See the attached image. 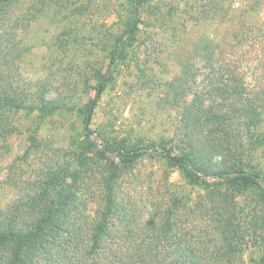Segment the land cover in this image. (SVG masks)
Masks as SVG:
<instances>
[{"label": "trees", "instance_id": "1", "mask_svg": "<svg viewBox=\"0 0 264 264\" xmlns=\"http://www.w3.org/2000/svg\"><path fill=\"white\" fill-rule=\"evenodd\" d=\"M37 1L38 7L31 0H0V143L6 153L21 118L29 117L38 131L49 118L73 108L71 91L51 97L42 80L22 78L20 65L33 48L32 28L49 5ZM145 2L128 0L130 13L137 15V4ZM53 4V15L66 6L61 0ZM127 27L126 33L137 30L133 22ZM123 37L105 39L101 51L111 57L108 69L129 55ZM56 45L67 56L74 44ZM108 69L92 66L94 86L84 80V89L100 98L113 77ZM245 77L219 59L215 40L205 35L193 42L166 95L179 111L181 138L179 146L159 144V156L190 185L203 187L192 214L204 217V228L188 219L189 208L179 198L151 206L140 224L143 215L122 193L120 178L156 145L129 144L99 132L100 147L84 130L83 140L69 151L73 162L49 168L28 190L6 204L0 201V264H243L246 249L264 244V100L251 94ZM220 100L230 105L223 107ZM36 132L28 149L41 146ZM92 163L97 173L91 172ZM240 196L251 200L248 221L236 202ZM113 216L121 221L119 229Z\"/></svg>", "mask_w": 264, "mask_h": 264}, {"label": "rangeland", "instance_id": "2", "mask_svg": "<svg viewBox=\"0 0 264 264\" xmlns=\"http://www.w3.org/2000/svg\"><path fill=\"white\" fill-rule=\"evenodd\" d=\"M53 1L46 0L49 5L32 28L29 43L33 48L20 70L27 82L42 80L51 97L71 91L73 108L49 118L38 131L29 117H23L17 125L19 133L9 142V153L0 143L1 203L28 190L49 168L73 162L69 151L76 140H83L86 116L95 102L86 132L98 146H102L99 132L129 144L156 145L120 178L122 193L143 215L140 224L149 217L151 206L179 198L180 204L189 208L188 219L204 228V217L192 214L203 198V187L190 185L177 168L159 156V144L179 146L181 138L179 111L171 108L166 95L193 42L210 35L219 59L239 68L251 94L264 100V0H146L143 7L137 4L140 12L135 16L129 11L128 0H61L64 5L69 3L60 8L59 15H53ZM31 2L38 7L37 0ZM131 22L137 30L126 33ZM121 34L130 46L129 55L118 67L114 64L108 69L111 57L101 49L106 38ZM61 41L74 44L67 56L58 51L56 44ZM203 64L198 61L204 74ZM99 65L104 73L108 69L107 75L113 72L100 98L93 89L83 87L84 80L94 86L92 66ZM204 77L198 76L201 81ZM220 104L230 105L227 100ZM35 132L41 146L28 149L29 137ZM92 165L91 172L97 173L99 167ZM98 200L90 204L91 216L99 207ZM236 202L248 221L249 196H240ZM175 209L183 212L180 206ZM111 222L115 229L120 228L117 216ZM263 250L264 244L246 249L243 264H260Z\"/></svg>", "mask_w": 264, "mask_h": 264}, {"label": "water", "instance_id": "3", "mask_svg": "<svg viewBox=\"0 0 264 264\" xmlns=\"http://www.w3.org/2000/svg\"><path fill=\"white\" fill-rule=\"evenodd\" d=\"M93 108H94V105L92 104L89 108V111L87 113V116H86V120H85V130L88 131L89 130V124H90V120H91V116H92V112H93Z\"/></svg>", "mask_w": 264, "mask_h": 264}]
</instances>
